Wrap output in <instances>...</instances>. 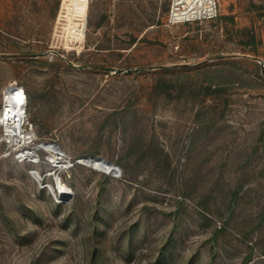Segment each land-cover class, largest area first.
<instances>
[{
	"label": "rangeland",
	"instance_id": "374dc122",
	"mask_svg": "<svg viewBox=\"0 0 264 264\" xmlns=\"http://www.w3.org/2000/svg\"><path fill=\"white\" fill-rule=\"evenodd\" d=\"M171 1L0 0V106L69 157L0 129V264H264V0Z\"/></svg>",
	"mask_w": 264,
	"mask_h": 264
},
{
	"label": "built area",
	"instance_id": "2783aa9c",
	"mask_svg": "<svg viewBox=\"0 0 264 264\" xmlns=\"http://www.w3.org/2000/svg\"><path fill=\"white\" fill-rule=\"evenodd\" d=\"M211 3V4H210ZM216 16V5L204 0H172L167 12V23L179 25ZM21 90V94L18 90ZM27 98L24 89L15 83L8 84L1 94L0 129L2 142L13 147L17 163H27L32 169L48 165L54 169H65L69 157L57 146L56 150L45 149L48 142H39L27 114ZM53 155V160L50 159ZM78 162V161H77ZM37 171V170H36ZM57 186V185H56Z\"/></svg>",
	"mask_w": 264,
	"mask_h": 264
},
{
	"label": "water",
	"instance_id": "95a60500",
	"mask_svg": "<svg viewBox=\"0 0 264 264\" xmlns=\"http://www.w3.org/2000/svg\"><path fill=\"white\" fill-rule=\"evenodd\" d=\"M93 158H96V157H86V158H83L84 160L88 161V160H92ZM104 163H107V164H110L104 160H102ZM107 166V165H105ZM106 168V167H105ZM117 171V168L115 166H113L112 164L110 165V170H108V172H116Z\"/></svg>",
	"mask_w": 264,
	"mask_h": 264
},
{
	"label": "bare ground",
	"instance_id": "6f19581e",
	"mask_svg": "<svg viewBox=\"0 0 264 264\" xmlns=\"http://www.w3.org/2000/svg\"><path fill=\"white\" fill-rule=\"evenodd\" d=\"M187 1L191 4V2H192L193 0H187ZM200 1H201V0H200ZM204 1H206V2H208V1L211 2V0H204ZM210 4H211V3H210ZM18 93L21 94V90H20V89L18 90ZM50 157H51L50 159L54 161L53 156H50ZM80 160H81V159H80ZM93 167H95V166H93Z\"/></svg>",
	"mask_w": 264,
	"mask_h": 264
}]
</instances>
